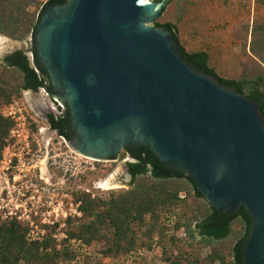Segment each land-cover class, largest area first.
<instances>
[{
    "label": "water",
    "instance_id": "1",
    "mask_svg": "<svg viewBox=\"0 0 264 264\" xmlns=\"http://www.w3.org/2000/svg\"><path fill=\"white\" fill-rule=\"evenodd\" d=\"M168 1L67 0L42 12L35 50L53 96L69 110L67 144L101 162L125 148L152 151L218 212L244 208L242 264H264L259 105L186 62L171 34L154 25Z\"/></svg>",
    "mask_w": 264,
    "mask_h": 264
},
{
    "label": "trees",
    "instance_id": "2",
    "mask_svg": "<svg viewBox=\"0 0 264 264\" xmlns=\"http://www.w3.org/2000/svg\"><path fill=\"white\" fill-rule=\"evenodd\" d=\"M66 2L0 0V36L16 42L30 37L29 51L33 55V65L21 50L6 55L0 61V153L12 127V123L1 115L3 106L19 100L23 92L35 93L42 86L53 95L48 75L37 59L34 31L46 7ZM256 2L264 6V0ZM171 3L175 5L172 18L164 23H158V18L154 25L171 34L179 52L194 70L258 104L264 119V19L247 27L241 35L239 33L242 54L250 58L252 66L244 65L239 79L232 80L217 74L206 52L189 53L181 45L177 26L189 0H169L161 15ZM47 119L51 129L70 141L67 108L62 118L48 115ZM126 156L131 160L126 165L131 179L127 190L112 192L107 200L91 198L90 194L83 192L75 195L76 200L81 201L83 217L68 222L67 235L80 245L75 249L65 246L57 250L51 236L28 241V229L16 221H8L0 223V264L72 262L80 254L78 248L87 249L93 244H96L97 254L104 258L126 257L146 246L145 242H151L154 236L165 237L169 230L174 233L182 230L183 233L180 237H170L175 250L169 257L163 256L167 264H242L241 249L250 225L243 207L233 214L218 212L198 192L189 176L162 166L154 153L145 147L125 148L120 159ZM110 170L102 169L100 165L95 175L103 176ZM180 194L185 197L180 199ZM181 207L186 212L179 214L170 229L165 218L177 208L182 210ZM235 224L237 228H234ZM201 249H209V254L200 258ZM90 261V257H84L79 264H90Z\"/></svg>",
    "mask_w": 264,
    "mask_h": 264
},
{
    "label": "built area",
    "instance_id": "3",
    "mask_svg": "<svg viewBox=\"0 0 264 264\" xmlns=\"http://www.w3.org/2000/svg\"><path fill=\"white\" fill-rule=\"evenodd\" d=\"M26 45L24 52L33 65L30 37ZM29 93L41 101L45 108L43 115L29 103L26 98ZM65 111L66 107L50 95L45 86L35 93L23 92L19 100L1 109L2 117L9 120L12 127L0 153V222L16 221L24 225L30 230L28 237L32 241L39 240L45 228L50 229L52 240L68 241L76 248L80 243L70 240L66 233L68 222L83 216L81 201L76 200L73 186L95 172V164L101 161L74 152L67 139L51 129L47 116L62 118ZM184 197V194L179 195L180 199ZM180 212L177 208L166 216L165 223L170 229ZM170 231L176 237L183 233L182 230ZM150 256L151 251L141 247L123 259L131 264L139 259L149 260Z\"/></svg>",
    "mask_w": 264,
    "mask_h": 264
},
{
    "label": "rangeland",
    "instance_id": "4",
    "mask_svg": "<svg viewBox=\"0 0 264 264\" xmlns=\"http://www.w3.org/2000/svg\"><path fill=\"white\" fill-rule=\"evenodd\" d=\"M45 1L46 0H41L42 3H44ZM188 5L191 9L189 18H195V20L197 19L201 34L203 33L209 35L207 37H204L205 46H207L206 43L209 42V39H216L219 34L221 35V37L217 40L220 41V39L222 38L223 43H227L228 45V54L226 58H223L222 64L223 71L227 73H222L223 78L232 80L239 79L242 73L243 66H252V61L250 60V58L244 57L242 54V41L240 40L241 38L239 37V33L241 35L247 27L250 28L254 23L263 21L264 6L259 5L256 0H189ZM174 9V4L168 6L165 12L159 17L158 23H164L170 20ZM211 35H213V38L210 37ZM0 37L7 39L12 45L9 48L0 44V61L6 55L14 51H24L27 46L26 40L23 42H16L6 37ZM33 97L39 99L37 96H32L31 94L29 96V99H32ZM34 107L37 108L35 109V111L39 115H43L42 112H45V108L42 105H34ZM130 161L131 160L129 157L126 156L124 159H120L119 155V157L115 160L104 161L95 164L96 171L93 173H89L86 177L83 178L81 182L76 183V185L74 184L73 189H76V193H86L85 190H88L89 193L87 194H90L91 198L93 195V197L96 199L98 198L101 200H107L110 196V193L124 191L130 187L131 179L127 173L126 168L127 163ZM100 165L102 169L111 168L110 172L104 174L103 176H96L95 174L99 171ZM85 179L87 180L84 181ZM185 212L186 211L182 208L180 214H183ZM234 228H237L236 224L234 225ZM67 230L68 225L66 227V233ZM29 231L30 230L28 229V233L26 236L28 241L30 240V238L28 237L30 233ZM50 235L51 230L45 228L44 234L43 236H40V239L47 236L50 237ZM172 235L173 234L169 230L165 237L160 238L159 236H154L151 242H145L144 240L146 246L143 247L151 251V258L149 260L139 259L131 264H167L163 259V256L169 257L175 250V245L170 241V237ZM54 243L57 250H62V248H64L65 246L75 249V247L71 246L68 241H54ZM96 249V244L91 245V247L87 249L78 248L77 251L80 254L75 261L59 262L58 264H79L80 262H83L84 257L91 258L90 264H126L123 259L124 256L116 259L104 258L102 255L97 254ZM208 254L209 249L199 250L200 258H203Z\"/></svg>",
    "mask_w": 264,
    "mask_h": 264
},
{
    "label": "crops",
    "instance_id": "5",
    "mask_svg": "<svg viewBox=\"0 0 264 264\" xmlns=\"http://www.w3.org/2000/svg\"><path fill=\"white\" fill-rule=\"evenodd\" d=\"M173 4L174 3H171L169 6ZM190 14H191L190 6L186 5L184 16L181 22L177 26V37L179 42L181 43L182 46H184L185 50L189 53L201 52V51L206 52L209 55L211 64L214 67L217 74L223 77L222 73H227L223 71V65H222L223 58H226L228 54L227 43H223L222 38L220 39V41L217 40L221 37V35L219 34V36H217L216 39H209V42L206 43L207 46H205L204 37H207L209 35L203 33L201 34L199 24L197 23L198 20L197 19L195 20V18L190 19L189 18ZM212 36L213 35H211L210 37L213 38ZM30 94L32 96H36V95L29 93L26 96L31 106L34 107V105L36 106L42 105L41 101L39 99H36V97L29 99Z\"/></svg>",
    "mask_w": 264,
    "mask_h": 264
},
{
    "label": "bare ground",
    "instance_id": "6",
    "mask_svg": "<svg viewBox=\"0 0 264 264\" xmlns=\"http://www.w3.org/2000/svg\"><path fill=\"white\" fill-rule=\"evenodd\" d=\"M142 2L146 3V2H148V0H142ZM0 44L5 46V47H9V48L12 46L11 43H9V41L7 39L1 38V37H0ZM101 187H103V186H101Z\"/></svg>",
    "mask_w": 264,
    "mask_h": 264
},
{
    "label": "flooded vegetation",
    "instance_id": "7",
    "mask_svg": "<svg viewBox=\"0 0 264 264\" xmlns=\"http://www.w3.org/2000/svg\"><path fill=\"white\" fill-rule=\"evenodd\" d=\"M45 113V112H44Z\"/></svg>",
    "mask_w": 264,
    "mask_h": 264
}]
</instances>
